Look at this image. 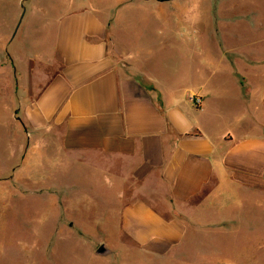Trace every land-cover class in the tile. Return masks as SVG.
<instances>
[{
	"label": "crops",
	"instance_id": "obj_1",
	"mask_svg": "<svg viewBox=\"0 0 264 264\" xmlns=\"http://www.w3.org/2000/svg\"><path fill=\"white\" fill-rule=\"evenodd\" d=\"M134 1L43 0L44 9L22 13L27 0H12L5 18L0 9V95L9 107L2 159L20 154L25 177L54 160L62 171L53 176L66 174L67 187L80 178L74 170L101 176L119 192L123 233L163 252L204 206L244 194L264 200V44L240 36L239 25L186 24L187 15L183 27L163 24L175 14L158 8L165 47L200 52L189 74L161 76L150 68L152 47L127 45Z\"/></svg>",
	"mask_w": 264,
	"mask_h": 264
},
{
	"label": "rangeland",
	"instance_id": "obj_2",
	"mask_svg": "<svg viewBox=\"0 0 264 264\" xmlns=\"http://www.w3.org/2000/svg\"><path fill=\"white\" fill-rule=\"evenodd\" d=\"M114 1L100 0L103 7L109 8ZM159 1H149L145 5L142 0L132 3L130 8L136 9L137 13L129 25L134 31L126 35L127 45L143 43L152 47L150 68L155 74L165 77L189 74L188 59L195 51L187 47L184 54L180 50L182 44L165 47L164 35L158 30L162 22L154 16L158 8L175 14L171 19L165 18L163 24L183 27V16L187 15L186 24L239 25L244 27L243 32H238L240 36L244 34L250 43L261 42V47L264 44V0ZM41 3L43 0H27L22 13L26 9L28 13L33 9H44L45 2ZM126 6L124 4L121 9L125 10ZM0 9L5 18L11 12L12 0L3 1ZM146 26H149L147 31ZM248 26L257 32L248 31ZM22 35L20 31L15 42L20 41ZM39 36L37 31L32 41L39 42ZM43 37L44 33L41 39ZM47 41L50 42L49 36ZM195 53L197 57L200 54L198 50ZM206 70L209 69L202 70L203 76L207 75ZM8 109L0 95V264H264L262 195L244 194L243 201L226 200L225 196L211 207L204 206L198 213L200 219L186 226L185 236L171 249L163 252L145 250L123 233L119 192L116 187L109 192L107 187L110 185H104L101 176L86 177L81 171L74 170L73 175L80 178L71 182L73 187H67L65 182L69 178L66 174L53 176L57 170L62 171L55 167L54 160L39 166L38 176L25 177L19 171L20 154L2 159L7 156L8 148L5 142ZM16 124L20 125L18 121ZM19 135V141L27 140L25 133ZM19 141L16 144H20ZM63 167H66L64 162ZM55 181L65 187H52ZM101 244L111 252L96 254Z\"/></svg>",
	"mask_w": 264,
	"mask_h": 264
},
{
	"label": "water",
	"instance_id": "obj_3",
	"mask_svg": "<svg viewBox=\"0 0 264 264\" xmlns=\"http://www.w3.org/2000/svg\"><path fill=\"white\" fill-rule=\"evenodd\" d=\"M111 251L106 247L105 244H101L98 249L96 250V254L99 255H107L109 254Z\"/></svg>",
	"mask_w": 264,
	"mask_h": 264
},
{
	"label": "built area",
	"instance_id": "obj_4",
	"mask_svg": "<svg viewBox=\"0 0 264 264\" xmlns=\"http://www.w3.org/2000/svg\"><path fill=\"white\" fill-rule=\"evenodd\" d=\"M192 101L196 104V105H200L201 103V99L198 97L192 98Z\"/></svg>",
	"mask_w": 264,
	"mask_h": 264
}]
</instances>
